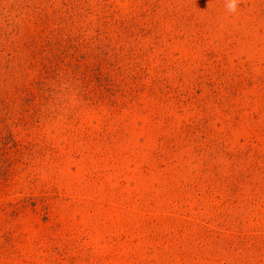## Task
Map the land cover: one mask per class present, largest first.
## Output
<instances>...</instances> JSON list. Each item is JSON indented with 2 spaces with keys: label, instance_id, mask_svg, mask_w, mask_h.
I'll return each mask as SVG.
<instances>
[{
  "label": "rangeland",
  "instance_id": "374dc122",
  "mask_svg": "<svg viewBox=\"0 0 264 264\" xmlns=\"http://www.w3.org/2000/svg\"><path fill=\"white\" fill-rule=\"evenodd\" d=\"M0 264H264V0H0Z\"/></svg>",
  "mask_w": 264,
  "mask_h": 264
},
{
  "label": "clouds",
  "instance_id": "9594fccd",
  "mask_svg": "<svg viewBox=\"0 0 264 264\" xmlns=\"http://www.w3.org/2000/svg\"><path fill=\"white\" fill-rule=\"evenodd\" d=\"M239 0H225V6L230 13L237 10Z\"/></svg>",
  "mask_w": 264,
  "mask_h": 264
}]
</instances>
